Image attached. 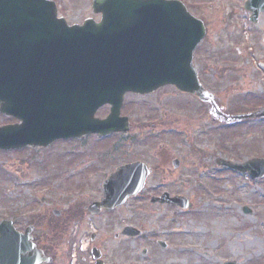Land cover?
I'll use <instances>...</instances> for the list:
<instances>
[{
    "label": "rangeland",
    "instance_id": "obj_1",
    "mask_svg": "<svg viewBox=\"0 0 264 264\" xmlns=\"http://www.w3.org/2000/svg\"><path fill=\"white\" fill-rule=\"evenodd\" d=\"M56 1L61 4L59 14L69 24L97 18L87 5L74 3L73 8L75 0ZM245 1L183 0L205 24L204 41L193 59L200 82L227 115L264 108V74L257 68L259 62H264V14L256 25L250 24L242 6ZM125 97L122 115L132 123L130 134L137 142L134 147H127L125 139L112 135L59 140L40 152L30 148L0 152V218L24 208L28 200L40 198L42 188L35 187L39 184L51 185L53 198L64 193L62 198L77 196L88 204V191L72 187L80 186L92 175L97 177V173L100 179L124 163L140 159L155 163L153 153L162 142L178 157L188 158L178 175L180 186L174 189L191 202L189 213H173L176 229L185 235L183 242L188 246L182 261L264 264V178L252 181L244 175L224 173L213 163L220 157L238 163L264 158V121L252 119L226 130L228 125L215 120L209 106L171 87L148 97ZM108 113L109 109L103 108L96 117L105 118ZM12 122L0 114V126ZM87 167L92 170H85ZM156 183L152 180L150 185ZM47 206L61 207L56 202ZM243 207L251 214L246 215ZM138 215L148 216L146 221H151L153 216L158 220L168 218L169 213Z\"/></svg>",
    "mask_w": 264,
    "mask_h": 264
},
{
    "label": "water",
    "instance_id": "obj_2",
    "mask_svg": "<svg viewBox=\"0 0 264 264\" xmlns=\"http://www.w3.org/2000/svg\"><path fill=\"white\" fill-rule=\"evenodd\" d=\"M92 2V12L101 14V21L68 27L57 18L53 2L0 0V113L21 123L0 128V150L45 147L55 140L91 133L101 137L126 132L128 119L120 118L126 93L151 94L173 86L205 99L192 61L205 29L182 4L173 0ZM243 6L256 24L264 12V0H248ZM104 105L111 108L110 114L105 120L94 119ZM255 116L264 118V110ZM215 165L252 179L264 177V159L237 164L220 158ZM149 174L140 163L117 169L103 182V198L91 204L89 212L94 215L125 204L136 197ZM151 202L188 208L185 198L169 194ZM0 231L1 245L5 239ZM1 250L2 246L0 264H21L17 257L8 262Z\"/></svg>",
    "mask_w": 264,
    "mask_h": 264
},
{
    "label": "flooded vegetation",
    "instance_id": "obj_3",
    "mask_svg": "<svg viewBox=\"0 0 264 264\" xmlns=\"http://www.w3.org/2000/svg\"><path fill=\"white\" fill-rule=\"evenodd\" d=\"M84 2L91 4L90 0L75 3L82 6ZM130 132L132 129L125 137ZM153 156L156 161L152 164L140 159L152 174L136 200H128L125 206L112 211L102 210L94 216L87 212L88 205L84 200L79 201L77 196L54 199L52 187L46 185L41 189L40 198L26 201L24 208L9 215L4 213L0 219L5 222L1 228L5 252L19 258L21 264H28V259L35 264H185L182 256H186L188 246L183 242L185 235H180L176 229L177 219L173 220V213L180 215L183 212L172 205L147 201L163 194L181 195L174 189L180 186L178 175L188 158L178 157L173 148L162 142ZM152 180L157 183L150 185ZM102 181L88 179L78 187V191H88L89 204L102 198ZM74 198L77 200L70 203L69 200ZM55 202L61 207L47 206ZM136 203L137 206H133ZM127 207L129 209L124 212ZM158 211L168 212L169 220H158L153 216L151 221H146L148 216L138 215Z\"/></svg>",
    "mask_w": 264,
    "mask_h": 264
}]
</instances>
